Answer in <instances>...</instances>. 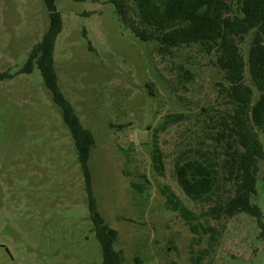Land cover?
<instances>
[{
  "label": "rangeland",
  "instance_id": "374dc122",
  "mask_svg": "<svg viewBox=\"0 0 264 264\" xmlns=\"http://www.w3.org/2000/svg\"><path fill=\"white\" fill-rule=\"evenodd\" d=\"M61 14L53 58L57 83L94 145L88 169L98 212L116 230L114 249L132 264H264V160L245 214L212 219L216 201L190 200L174 176L187 150L216 148V122L230 111L214 53L196 45L157 51L122 25L109 0H54ZM48 26L42 0H0V264H102L71 135L37 68L18 73ZM251 31L239 43L246 59ZM90 42V49L87 40ZM244 82L258 92L247 70ZM182 119L155 133L164 117ZM156 134L162 175L151 169ZM264 150V133L258 131ZM131 182L141 187L136 192ZM169 187L207 229L192 232L165 207ZM207 250L203 254V251Z\"/></svg>",
  "mask_w": 264,
  "mask_h": 264
},
{
  "label": "trees",
  "instance_id": "16d2710c",
  "mask_svg": "<svg viewBox=\"0 0 264 264\" xmlns=\"http://www.w3.org/2000/svg\"><path fill=\"white\" fill-rule=\"evenodd\" d=\"M48 12V26L39 42L29 51L18 73L29 74L37 68L44 88L59 109L76 153L87 198V211L95 238L100 246L102 264H122L124 257L114 249L117 232L97 210L92 194L88 169L94 138L84 127L72 105L59 89L53 51L57 35L62 30L61 14L54 0H42ZM122 25L143 42H156L157 51L166 54L180 46L196 45L207 53H214L215 65L223 73L227 85L224 97L230 111L216 122L215 147L187 150L174 160V176L181 191L194 202L214 196L216 201L204 213L212 219L245 214L263 226V212L251 202L255 193L258 162L264 160L258 131L264 133V0H109ZM253 31L246 59L239 49L245 37ZM84 35V34H83ZM84 38L86 36L84 35ZM87 40V38H86ZM90 42L87 40L88 48ZM247 70L258 98L252 102L253 89L244 82ZM8 70L0 72V81L13 78ZM181 113L164 117L155 133L182 119ZM156 134L150 153L151 169L158 175L164 171L163 156ZM140 193L141 187L131 182ZM165 207L176 212L199 234L196 216L167 186L160 188ZM202 231L207 229L201 227ZM207 250L203 251V254ZM198 255L194 264H200ZM132 264H142L137 257Z\"/></svg>",
  "mask_w": 264,
  "mask_h": 264
}]
</instances>
